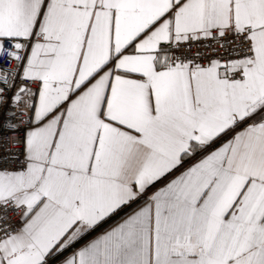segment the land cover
<instances>
[{
  "label": "snow or ice",
  "instance_id": "snow-or-ice-1",
  "mask_svg": "<svg viewBox=\"0 0 264 264\" xmlns=\"http://www.w3.org/2000/svg\"><path fill=\"white\" fill-rule=\"evenodd\" d=\"M0 264H264V0H0Z\"/></svg>",
  "mask_w": 264,
  "mask_h": 264
}]
</instances>
